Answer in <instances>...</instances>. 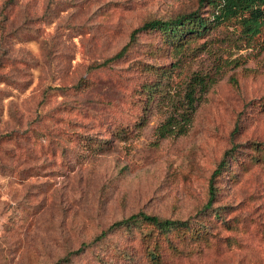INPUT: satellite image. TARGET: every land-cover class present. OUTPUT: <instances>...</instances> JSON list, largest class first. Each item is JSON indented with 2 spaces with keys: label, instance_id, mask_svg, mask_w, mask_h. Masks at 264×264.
<instances>
[{
  "label": "rangeland",
  "instance_id": "374dc122",
  "mask_svg": "<svg viewBox=\"0 0 264 264\" xmlns=\"http://www.w3.org/2000/svg\"><path fill=\"white\" fill-rule=\"evenodd\" d=\"M192 10L214 7L0 0V264H264L261 30L129 37ZM137 211L174 223L107 229Z\"/></svg>",
  "mask_w": 264,
  "mask_h": 264
},
{
  "label": "trees",
  "instance_id": "16d2710c",
  "mask_svg": "<svg viewBox=\"0 0 264 264\" xmlns=\"http://www.w3.org/2000/svg\"><path fill=\"white\" fill-rule=\"evenodd\" d=\"M207 4H211L214 7V11L211 16L200 15L196 10H192L188 13L181 14L170 19H160L152 18L143 21L140 25L134 27L129 34L131 38L136 31L148 30L154 28H161L164 32L170 35L172 38H176L179 34L191 33L204 34L211 28L215 23L221 19H226L230 16H234L240 23L241 28L247 33H253L256 29L262 32V41L264 42V0H204ZM129 38V39H130ZM129 40L125 42L119 49H117L112 55L100 60L93 61L91 67H99L107 64L112 59L120 57L127 48ZM194 87L191 86L187 89L185 96L187 97L188 107L193 108L192 102L194 100L192 93L194 92ZM181 122L177 120H172V117L167 119L162 123L160 128V134H164L169 131H174L176 133H182L185 130V124L188 121L187 116H183ZM233 148L230 147L224 150L222 156L216 163V166L211 171L209 176V187H208V198L206 205H209L211 199L214 196V189L211 181L219 173L220 168L225 163V157L229 150ZM136 219H141L148 223H151L159 228H165L174 223V220L168 218H159L155 214H147L142 211L132 212L120 219L112 221L107 229H113L120 227L122 225H128L134 222ZM102 231L101 233H104Z\"/></svg>",
  "mask_w": 264,
  "mask_h": 264
}]
</instances>
